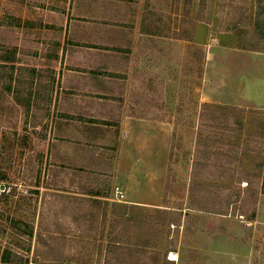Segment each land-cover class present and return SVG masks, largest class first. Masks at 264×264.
<instances>
[{
    "label": "rangeland",
    "instance_id": "374dc122",
    "mask_svg": "<svg viewBox=\"0 0 264 264\" xmlns=\"http://www.w3.org/2000/svg\"><path fill=\"white\" fill-rule=\"evenodd\" d=\"M81 9L156 51L124 99L123 114L148 121L139 138L117 120L79 134L53 123L56 111L31 118L30 66L56 39L67 49ZM7 51L18 62L0 60L2 256L264 264V0H0Z\"/></svg>",
    "mask_w": 264,
    "mask_h": 264
},
{
    "label": "crops",
    "instance_id": "0c3cea01",
    "mask_svg": "<svg viewBox=\"0 0 264 264\" xmlns=\"http://www.w3.org/2000/svg\"><path fill=\"white\" fill-rule=\"evenodd\" d=\"M92 15L91 11L79 10L75 19L80 18L83 24L71 26L74 37L67 41V49L56 39V42H52L43 53L41 52L38 64L30 66L31 72L37 75L34 97L38 104L35 105L32 98L31 112L34 114L36 108L44 111L42 120L46 121L51 118L49 112L56 111L52 117L53 123H59L63 128L72 126L79 134V129L91 133L89 129L93 127H114L117 120L116 124L128 130V136H131L132 127V133L139 138L140 128L149 125L148 121L131 114H123L126 107L124 99L128 93L127 89L136 81L133 74L135 69L149 64L148 54L155 55L156 51L148 46L147 41L144 42L146 44H138L132 32L128 36L122 35L119 25L113 20ZM54 26L58 28L59 24ZM65 40L66 38L63 43ZM49 76L52 86L48 88ZM122 146L119 159L121 166L126 161V156H129V153H124L126 146ZM132 172H123L121 177L126 180L129 178L127 176L135 173ZM128 181L134 180L129 178ZM150 198L148 197V201ZM145 201L147 202L141 199L139 203L144 204Z\"/></svg>",
    "mask_w": 264,
    "mask_h": 264
},
{
    "label": "trees",
    "instance_id": "16d2710c",
    "mask_svg": "<svg viewBox=\"0 0 264 264\" xmlns=\"http://www.w3.org/2000/svg\"><path fill=\"white\" fill-rule=\"evenodd\" d=\"M0 60L5 62V63H16L18 62V58L16 56V52H11V51H7V52H2L0 54ZM20 79L17 80V84L20 83ZM31 118L34 119V116L31 112ZM27 139V137L25 138V140ZM10 182V178L8 176H0V201H2L3 199H5L8 196V193H6L7 188L9 186ZM4 184L5 187V191H1V185ZM1 250V248H0ZM3 254H1L0 252V264H25L23 263L22 259L20 257H17L15 261H9L7 260V258H5L4 256H2ZM74 264V263H71Z\"/></svg>",
    "mask_w": 264,
    "mask_h": 264
},
{
    "label": "built area",
    "instance_id": "2783aa9c",
    "mask_svg": "<svg viewBox=\"0 0 264 264\" xmlns=\"http://www.w3.org/2000/svg\"><path fill=\"white\" fill-rule=\"evenodd\" d=\"M116 194L118 195V197L120 196L122 198H124V195H125L124 192H123V190H121L119 188V186L116 187Z\"/></svg>",
    "mask_w": 264,
    "mask_h": 264
},
{
    "label": "bare ground",
    "instance_id": "6f19581e",
    "mask_svg": "<svg viewBox=\"0 0 264 264\" xmlns=\"http://www.w3.org/2000/svg\"><path fill=\"white\" fill-rule=\"evenodd\" d=\"M176 258H177V256L174 253H172L171 254V259H176Z\"/></svg>",
    "mask_w": 264,
    "mask_h": 264
},
{
    "label": "water",
    "instance_id": "95a60500",
    "mask_svg": "<svg viewBox=\"0 0 264 264\" xmlns=\"http://www.w3.org/2000/svg\"><path fill=\"white\" fill-rule=\"evenodd\" d=\"M5 187H4V184L3 185H1V189H4Z\"/></svg>",
    "mask_w": 264,
    "mask_h": 264
}]
</instances>
